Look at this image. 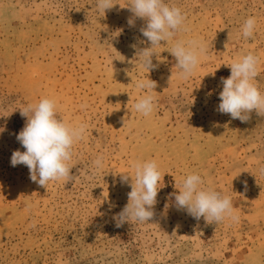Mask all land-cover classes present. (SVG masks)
Returning a JSON list of instances; mask_svg holds the SVG:
<instances>
[{
    "label": "rangeland",
    "instance_id": "1",
    "mask_svg": "<svg viewBox=\"0 0 264 264\" xmlns=\"http://www.w3.org/2000/svg\"><path fill=\"white\" fill-rule=\"evenodd\" d=\"M164 2L186 19L155 49L149 72L138 54L150 47L145 21L129 27L121 8L131 0H113L105 14L97 0H0V264H264V115L241 123L217 111L227 65L248 53L259 57L253 82L264 94V0ZM250 16L257 23L245 39ZM178 40L205 48L187 80L170 54ZM148 78L155 107L145 117L134 104L144 95L136 82ZM41 98L56 102L57 118L87 125L72 148V178L45 187L10 164L25 150L20 109ZM147 160L161 173L155 216L117 228L113 215L131 191L119 177L134 179L132 163ZM193 173L231 198L238 220L176 210L172 194Z\"/></svg>",
    "mask_w": 264,
    "mask_h": 264
},
{
    "label": "clouds",
    "instance_id": "2",
    "mask_svg": "<svg viewBox=\"0 0 264 264\" xmlns=\"http://www.w3.org/2000/svg\"><path fill=\"white\" fill-rule=\"evenodd\" d=\"M115 5L113 0H97V9L104 14ZM121 8H127L132 14L127 20L129 27L135 26L136 18L145 21L139 31L150 43V47L140 49L138 54L149 72L156 70L158 65L153 63L155 49L161 42L167 43L183 28L185 15L179 7L170 6L164 0H131L127 7ZM256 23L254 16L245 20L241 29L245 39L253 36ZM131 47L136 49L135 44ZM204 52V46L196 40H178L174 43L170 54L176 59L181 79L187 80L194 74L200 55ZM258 64L259 57L248 53L227 65L231 71L229 77L221 78L223 87L219 93V113L227 114L241 123H247L253 111L264 115V94H261L253 82L258 75ZM136 88L144 95L134 104V109L147 117L155 107L152 92L156 88V82L149 78L141 79L136 82ZM20 115L26 117V123L16 139L25 150L17 149L12 152L11 166H26L29 179L41 187H45L49 181L71 179L72 168L69 161L72 158V148L83 139L87 125L73 126L57 118L56 102L50 98H41L38 103L27 105L20 109ZM93 164L96 170L101 169L104 165L103 155L97 156ZM131 167L134 169V179L126 173L119 177L120 183L129 185L131 191L127 194L128 203L113 215L117 228L123 227L130 219L143 222L150 221L155 216L161 180L158 165L155 160H147L134 161ZM202 185L203 179L199 174H189L182 179L179 191L172 194L176 210L184 211L196 221L201 218L205 222H220L226 217L234 221L239 219L234 214L230 197Z\"/></svg>",
    "mask_w": 264,
    "mask_h": 264
}]
</instances>
